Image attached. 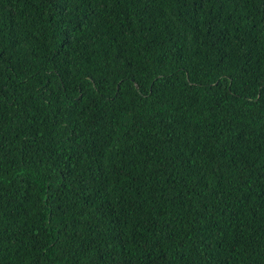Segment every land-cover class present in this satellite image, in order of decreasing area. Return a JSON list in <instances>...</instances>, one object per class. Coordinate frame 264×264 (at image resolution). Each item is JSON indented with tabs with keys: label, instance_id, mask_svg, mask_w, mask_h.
Segmentation results:
<instances>
[{
	"label": "trees",
	"instance_id": "1",
	"mask_svg": "<svg viewBox=\"0 0 264 264\" xmlns=\"http://www.w3.org/2000/svg\"><path fill=\"white\" fill-rule=\"evenodd\" d=\"M0 264H264V0H0Z\"/></svg>",
	"mask_w": 264,
	"mask_h": 264
}]
</instances>
